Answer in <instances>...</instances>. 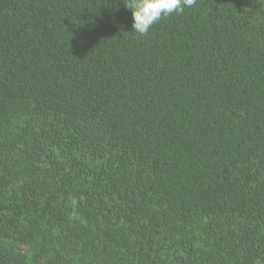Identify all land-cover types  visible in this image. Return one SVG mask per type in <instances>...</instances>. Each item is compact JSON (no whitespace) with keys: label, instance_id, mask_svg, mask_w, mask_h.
<instances>
[{"label":"trees","instance_id":"1","mask_svg":"<svg viewBox=\"0 0 264 264\" xmlns=\"http://www.w3.org/2000/svg\"><path fill=\"white\" fill-rule=\"evenodd\" d=\"M127 2L0 0V264H264V0Z\"/></svg>","mask_w":264,"mask_h":264},{"label":"clouds","instance_id":"2","mask_svg":"<svg viewBox=\"0 0 264 264\" xmlns=\"http://www.w3.org/2000/svg\"><path fill=\"white\" fill-rule=\"evenodd\" d=\"M197 0H128L125 7L132 13V29L139 35H147L149 29L162 17L182 13Z\"/></svg>","mask_w":264,"mask_h":264}]
</instances>
